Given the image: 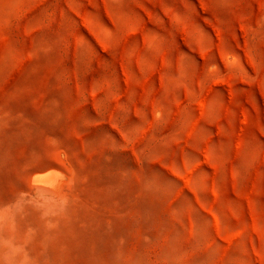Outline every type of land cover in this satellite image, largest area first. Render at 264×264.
<instances>
[{
    "label": "rangeland",
    "instance_id": "obj_1",
    "mask_svg": "<svg viewBox=\"0 0 264 264\" xmlns=\"http://www.w3.org/2000/svg\"><path fill=\"white\" fill-rule=\"evenodd\" d=\"M0 264H264V0H0Z\"/></svg>",
    "mask_w": 264,
    "mask_h": 264
}]
</instances>
